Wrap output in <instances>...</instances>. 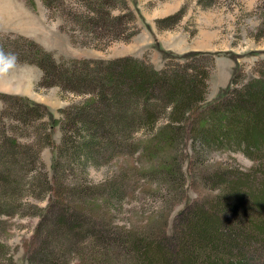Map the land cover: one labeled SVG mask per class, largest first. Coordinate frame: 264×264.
<instances>
[{
  "label": "trees",
  "instance_id": "1",
  "mask_svg": "<svg viewBox=\"0 0 264 264\" xmlns=\"http://www.w3.org/2000/svg\"><path fill=\"white\" fill-rule=\"evenodd\" d=\"M41 1L50 18L62 20L59 29L69 36L73 45L103 49L109 45L108 41L92 43L93 39H130L120 26L130 14L112 15L117 0ZM26 3L35 7L34 0H26ZM77 30L84 39H78ZM0 48L15 53L19 64L38 67L42 72L39 87L60 84L69 91L89 94L90 97L76 105L61 110L65 115L63 123L44 104L0 92V99L6 105L10 102L8 106L12 109L38 119L43 112L48 118L46 144L52 150L57 148V152L63 147L72 148L71 159L80 165L96 163L112 150L122 155L128 146L125 145L127 139L147 127L153 134L141 139L139 146L143 154L155 162L154 168H160L167 176L173 171L180 173L177 164L173 167L170 163L179 146L188 147L184 155L191 157L195 142L207 149L242 152L254 163L245 172L222 168L223 174L217 175V183L212 187L201 182L204 189L208 187L215 194L187 202L176 214L170 233L167 220L161 228L147 232H139L142 227L122 231L123 235L116 232L112 215L117 209L116 201L124 196V186L111 187L105 194L109 197L102 199L101 205L107 217L101 219V226H95L78 213L71 216L65 206V190L54 189L52 185L53 199L48 209L40 212L42 217L27 243L26 257L34 253L37 232L40 235L53 211L51 215L55 221L51 222V235L57 244L45 240L46 237L41 240L47 245L49 264H64L60 260L61 251L68 253V257L81 254L80 264H264V68L258 70L257 76L237 86L243 74L234 59L229 86L216 101L207 102L212 64L210 69L168 64L157 70L131 56L108 61L57 58L53 51L38 42L14 34H0ZM161 51L166 59L178 58L186 62L213 56L203 52L177 56ZM162 111H167L169 117L160 124ZM58 126H62V146L56 145L53 138ZM9 139L13 148L22 146L18 138ZM23 163L22 153L17 151L0 155V223L2 216L10 215L18 207L10 196L24 181ZM58 166L55 157L54 172ZM52 180L55 183L54 175L51 183ZM90 233L95 234L100 247L93 260L92 255L88 259L82 246L77 245V240ZM5 247L0 241V253ZM9 261L14 264L12 259Z\"/></svg>",
  "mask_w": 264,
  "mask_h": 264
},
{
  "label": "rangeland",
  "instance_id": "2",
  "mask_svg": "<svg viewBox=\"0 0 264 264\" xmlns=\"http://www.w3.org/2000/svg\"><path fill=\"white\" fill-rule=\"evenodd\" d=\"M117 1L119 2H114L117 7L113 9L112 15H120L122 12L130 14L126 21L120 24L125 30L124 34L130 35L129 40L93 39L92 43H109L103 49H97L73 45L69 36L68 40L67 36L63 35L53 44L56 49L52 51L56 57L108 61L131 56L145 61L157 70L168 64H181L182 67L200 66L202 69H210L212 64L214 66L206 95L207 102L216 101L226 89V86L223 89L220 86L225 78L230 82L235 67L234 59L243 74L237 86L257 76L258 70L264 68V0ZM54 20L61 25L62 20L59 17ZM75 35L79 40L84 39V35L78 30ZM161 50L173 52L177 56L190 52H203L213 56L202 57L197 62H186L178 58L166 59ZM35 71L39 72L37 68ZM34 89L38 94L36 99L28 98L49 107L55 118L63 123L65 115L61 110L90 97L89 94L69 91L60 84L39 87L36 83ZM8 104L0 99V155L4 156L10 151L22 153L25 178L17 191L10 196L18 207L12 210L10 215L1 217L0 241L6 247L0 253V264H11L9 259H12L14 264L50 263L47 259V245L41 240L46 237L45 240L57 244L55 237L51 235V222L55 221V217L51 215L53 211L49 213L40 235L37 232L38 240L34 253L26 257V252L27 243L38 229L42 217L40 212L46 211L53 199L50 189L52 185L54 189L65 190V206L71 216L78 213L79 217L86 218L95 226L100 225L101 219L107 217L101 205L102 199L109 197V194H105L110 192L111 187L124 186V196L121 201H116L117 209L112 215L113 228L117 226L116 232L123 235L122 231L132 227L134 230L136 227H142L138 231L147 232L153 228H161L167 220V232L170 233L176 214L187 202L215 194L208 187L217 183V175L223 174L222 168L245 172L254 166L253 161L242 152L207 149L195 142L196 153L192 152L193 157L184 155L189 150L188 147L185 149L183 144L179 146L170 163H173V167L177 164L176 168L180 173L173 171L171 176H167L159 170L160 168H154L155 162L148 159L139 146L141 139H147L153 134L152 129L148 127L142 128L132 138L127 139L125 145L128 146L122 155L112 150V153L96 163L80 165L71 159L72 148L63 147L62 151L57 152V148L52 150L46 144L49 132L48 118L44 117L43 112L38 119L12 109ZM168 117L167 111H162L159 115L160 124L165 123ZM70 134L74 133L71 131ZM9 138H18L22 146L13 148ZM53 138L56 145L62 146V126L56 128ZM55 157L59 162V171L54 172L52 163ZM191 159L193 161L189 163ZM53 175L56 177L55 183L53 180L50 182ZM201 182L207 184L208 190L204 189ZM57 208L54 207V214ZM77 245L82 246L88 259L92 255L91 260L100 248L94 233L77 240ZM60 255L64 264H80L81 254H70L68 257V253L61 251Z\"/></svg>",
  "mask_w": 264,
  "mask_h": 264
},
{
  "label": "crops",
  "instance_id": "3",
  "mask_svg": "<svg viewBox=\"0 0 264 264\" xmlns=\"http://www.w3.org/2000/svg\"><path fill=\"white\" fill-rule=\"evenodd\" d=\"M34 3L35 7L31 8L27 5L26 0H0V34L20 35L32 39L48 51H52V49H56L53 44L63 35L67 38L68 35L60 31V23L54 18H50L49 12L41 0H34ZM36 68L39 72L35 71ZM230 69H232V65H230ZM40 78L41 72L38 67L18 65L17 71L0 92L15 93L36 99L38 94L34 87ZM225 80L220 86L221 89L229 86V80L227 79L226 82Z\"/></svg>",
  "mask_w": 264,
  "mask_h": 264
},
{
  "label": "clouds",
  "instance_id": "4",
  "mask_svg": "<svg viewBox=\"0 0 264 264\" xmlns=\"http://www.w3.org/2000/svg\"><path fill=\"white\" fill-rule=\"evenodd\" d=\"M19 64L18 56L0 48V90L7 86Z\"/></svg>",
  "mask_w": 264,
  "mask_h": 264
}]
</instances>
